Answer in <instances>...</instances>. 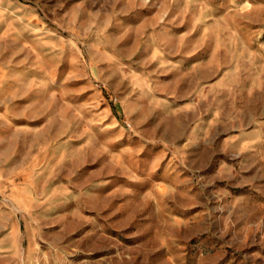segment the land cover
<instances>
[{"label": "rangeland", "instance_id": "1", "mask_svg": "<svg viewBox=\"0 0 264 264\" xmlns=\"http://www.w3.org/2000/svg\"><path fill=\"white\" fill-rule=\"evenodd\" d=\"M0 226L6 264H264V0H0Z\"/></svg>", "mask_w": 264, "mask_h": 264}, {"label": "crops", "instance_id": "2", "mask_svg": "<svg viewBox=\"0 0 264 264\" xmlns=\"http://www.w3.org/2000/svg\"><path fill=\"white\" fill-rule=\"evenodd\" d=\"M9 229H11V228L0 226V233H3V236L1 235V237H0V259H1L0 260V264H6L9 261V259L7 258L8 256H7L6 251L2 252V249H6L7 248V245L2 246L3 244H1V243H4L2 241L6 240L8 235L12 234V231L9 230ZM2 257L5 258L6 260L2 261Z\"/></svg>", "mask_w": 264, "mask_h": 264}]
</instances>
